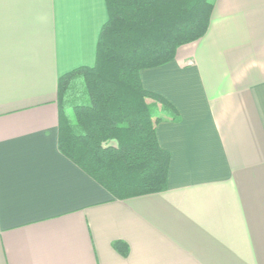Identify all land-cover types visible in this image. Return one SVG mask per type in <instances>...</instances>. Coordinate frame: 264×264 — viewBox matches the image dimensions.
<instances>
[{"label": "crops", "instance_id": "crops-1", "mask_svg": "<svg viewBox=\"0 0 264 264\" xmlns=\"http://www.w3.org/2000/svg\"><path fill=\"white\" fill-rule=\"evenodd\" d=\"M105 0H0V264H264V0L142 69L167 189L119 200L57 147L58 78L92 66ZM124 242L125 256L114 248Z\"/></svg>", "mask_w": 264, "mask_h": 264}, {"label": "trees", "instance_id": "trees-1", "mask_svg": "<svg viewBox=\"0 0 264 264\" xmlns=\"http://www.w3.org/2000/svg\"><path fill=\"white\" fill-rule=\"evenodd\" d=\"M90 67L58 78V150L114 198L167 189L169 153L159 146L155 103L175 109L145 90L142 69L168 63L176 49L207 31L214 0H105ZM78 96H75L76 94ZM113 248L127 254L124 242Z\"/></svg>", "mask_w": 264, "mask_h": 264}, {"label": "rangeland", "instance_id": "rangeland-1", "mask_svg": "<svg viewBox=\"0 0 264 264\" xmlns=\"http://www.w3.org/2000/svg\"><path fill=\"white\" fill-rule=\"evenodd\" d=\"M79 94L77 93L75 96H78Z\"/></svg>", "mask_w": 264, "mask_h": 264}]
</instances>
